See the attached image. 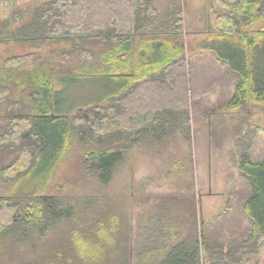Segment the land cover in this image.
<instances>
[{"label":"trees","instance_id":"trees-1","mask_svg":"<svg viewBox=\"0 0 264 264\" xmlns=\"http://www.w3.org/2000/svg\"><path fill=\"white\" fill-rule=\"evenodd\" d=\"M13 1L0 0V4ZM209 3L210 9L219 7L222 11L216 16L215 28L207 30L202 47L217 52L229 65L228 73L239 78L233 94L228 91L224 107L235 111L253 103L264 108V0ZM173 4L164 16L154 0H41L28 21L10 29L12 41L44 43L65 38L103 43L107 48L99 67L85 75L102 80L103 87L92 99L96 105L82 114L80 108L71 116L53 113L52 70L33 76L29 113L21 102H11L3 113L2 105L13 93L8 75L34 62L39 54L8 57L3 66L0 64V149L16 153L2 167L4 177L18 181L34 174L37 186L44 185L68 152L76 132L84 145V166L107 184L134 144L163 141L169 130L167 113L174 115L172 125L182 123V110L188 111L191 104L194 109L198 100L185 75L183 10ZM22 16L21 11H15L7 20L0 18V35ZM260 22L261 27L255 29ZM65 33L70 36L64 37ZM137 35L139 51L133 64ZM80 53L83 60L94 58L91 51ZM170 73L177 77L181 90L176 100H168L163 92L173 91L168 82ZM183 75L186 84L181 81ZM145 86L148 92L142 94ZM111 98L116 102L103 106ZM168 101L175 102V112L168 111L164 104ZM77 121L82 126L77 125L76 131ZM242 126L237 133L242 149L234 190L237 198L231 200L223 215L201 223L194 193L163 195L155 203L160 210L149 212L159 220L150 218L152 225L148 220L135 229L130 216L115 210L118 207L87 209L76 206L74 199L51 195H0V239H12L7 247L15 264H201L203 255L211 260L213 254L220 255L217 264H231L248 259L239 252L256 256L264 251V147L260 148L264 128ZM40 164L41 170L35 173ZM178 199L184 202L180 209L185 211L176 215L171 206ZM54 231H63L65 239L41 246L43 237ZM25 239L31 243L30 251L12 250Z\"/></svg>","mask_w":264,"mask_h":264},{"label":"rangeland","instance_id":"rangeland-1","mask_svg":"<svg viewBox=\"0 0 264 264\" xmlns=\"http://www.w3.org/2000/svg\"><path fill=\"white\" fill-rule=\"evenodd\" d=\"M40 1L15 0L0 4V18L4 20H7L15 11H21L23 14L21 19L10 23V27L7 26L3 29L5 34L0 35V64L3 66L8 57L27 53L39 54L34 62L26 63L8 75V77L10 76L9 85L13 93L11 96L8 95L7 101L3 103L2 112L7 113V106L11 102L16 104L21 102L25 113H29L32 104L33 76L39 73L45 74L49 70L53 72L52 102L55 115L63 113L71 116L77 114L80 108H83L81 114L85 110H92L96 105L92 99L99 94L98 88L103 87V84L102 80L97 81L98 76L91 74L87 77L85 75L91 69L99 67L101 54L107 45L65 38L44 43L20 42L10 39V34H8L10 29H16L28 21L34 6ZM177 1L183 10L185 29L191 30L186 35L188 40L194 38L192 34H197L195 37L198 39L204 38L208 29L215 28V19L219 10L215 8L211 11L209 0L205 1L203 17L206 16L207 12L211 17L207 23L205 22L202 26L196 25L195 28H192L190 21L196 18L199 24V10L201 8L196 6L200 5L202 0ZM166 2L167 0H157L160 12L168 10ZM261 25L262 22L256 24L255 29ZM65 36L69 37L70 34L65 33ZM81 50L91 51L94 58L92 56V59H81ZM175 72L177 74V71ZM230 79L231 74L224 73V81L227 82V85L216 89L218 90L216 91L218 104L223 100L225 101L228 91L231 89ZM181 81L186 84L184 75ZM199 81L200 78L198 77V84ZM168 82L172 87V93L165 91L166 89L164 91L162 89V91L168 96V100L170 98L176 100L181 96V90L176 85L177 77L171 76L170 73ZM201 82L206 83V80ZM147 87L142 88L140 92L142 94L144 90L148 92ZM212 89L215 88L212 87ZM115 100L116 98L107 99L103 102V106L111 105L116 102ZM197 100L195 107L198 109L195 107L193 109L191 104L188 111L182 110V123L179 125H172L174 115L167 113L165 121L168 122L169 130L162 142L151 140L150 144H146V142L134 144L132 148L128 149L124 162L114 171L112 180L107 184L101 183L96 173L90 172L84 166V145L80 142L76 132L72 134L68 152L57 164L47 183L40 186H37L36 178H33L34 174L18 181L4 177L2 167L8 164L16 156V153L0 149V195H51L74 199L76 206H83L82 208L87 209H97L98 207L106 209L105 206L113 207V209L118 207L115 210L130 216L129 220L135 229H137V225L150 221V218H153V221L159 220V216H151L149 212L154 214L160 210L155 203L162 200L161 196L163 195L169 196L179 193L180 196H189L194 193L199 208L198 220L201 223L223 215L225 209L232 203L231 200L237 198L234 194L240 174L237 161L242 150L237 137L238 128L242 126V123L245 127L248 124H256L264 128V109L244 108L240 111H227L226 107L215 105L216 103L213 101L215 98ZM159 104L157 101L156 107H159ZM164 104L168 106V111L173 110L175 112L177 107L175 102L171 101ZM155 105L153 104V106ZM14 107L20 108V105ZM77 125L82 126L81 121L75 122L76 131L78 130ZM262 136L260 148L264 147V133ZM41 167L40 164L37 167L39 169H34V172L39 173ZM40 180L41 177L39 176ZM174 198L176 199V197ZM178 200L179 202L175 201V206H171L173 214L176 215L183 214L185 211L180 209L183 208L184 202ZM175 210L177 211L175 212ZM230 214L232 216V211ZM62 228L66 230L65 225ZM55 233L57 234L53 240L52 237ZM225 234L230 235V232L226 231ZM155 235H159V233H155ZM43 238L44 241L42 240L40 245L42 246L46 242V247H49L56 239L63 241L65 236L63 231H54V233L51 232ZM230 238L232 237L230 236ZM11 240L10 237L0 239V264H15L11 260L9 246L7 247ZM19 242L11 247L12 250L19 252L31 250L29 240L25 239ZM239 253L248 259L240 262L234 261L231 264H264V251L256 256L250 255L249 252L246 255ZM212 256L211 260L217 264L220 255L213 254ZM208 257L203 255L201 264H213Z\"/></svg>","mask_w":264,"mask_h":264},{"label":"crops","instance_id":"crops-1","mask_svg":"<svg viewBox=\"0 0 264 264\" xmlns=\"http://www.w3.org/2000/svg\"><path fill=\"white\" fill-rule=\"evenodd\" d=\"M205 1L206 0H202L200 5L196 6L197 8L198 7L201 8L199 10L200 11L199 12L200 21L198 24V21L196 18L192 19L190 21L192 28H195L196 25L202 26V24H204L205 22L207 23L209 21V18L211 17L210 15H208V12H207L206 16L203 17V11L205 9L204 8L205 7L204 6ZM173 3H177L179 6H181L179 1H177V0H167L166 5H167L168 10L166 12L161 11L162 12L161 13L160 8L158 7L157 0H154V4H155L156 8L158 9L159 14L164 15V16L168 15V13L171 11L172 6L174 5ZM206 7H208V6L206 5ZM216 8H217V10H219V12L217 13V15H218L222 10H221V8H218V7H216ZM214 9L215 8H211L210 10L213 11ZM196 11L198 12V10H196ZM183 18H184V16H183ZM166 20H167V18H166ZM184 25H185V21L183 20V30H184L183 40H184V47H185L184 48V69H185V75L187 76V80L189 81V85L190 86L192 85L194 87V90H195L194 93L196 95L194 98L196 100L197 99H203V98H209V99L215 98V100H213L214 103H216L215 105H217L219 107L224 106V103H225L224 100L221 101L219 104L216 102L218 100V93H216V91H218V90H216V89H217V87L222 88L225 85H227V82L224 81V73H228L229 65L227 64V62L223 58H221L218 55L217 52H215V54H214L212 50L205 49L202 47L203 40L205 37L208 36L209 33H207L204 38H199V39L195 37V35H197V34H192V35H194V38L191 40H188L186 35H187V33H190L189 31H191V30L185 29ZM143 29H145V26L143 27ZM139 38H140V36L137 35L136 43H135V49L133 50V53H132L133 54V56H132L133 64H136L137 58H138V51H139L138 48H139V40H140ZM198 77L200 78L199 84L197 82ZM202 80H206V83L201 82ZM230 81H231V94H233V92L236 90V88L238 86L239 78H238V76L235 75V73H233V74L231 73ZM212 87H214L215 89L213 90ZM155 90H156L155 91L156 93H159V90L157 88ZM190 91H192V90L190 89ZM220 91L222 92L223 90H220ZM146 92H145V90L143 91V93H146ZM189 94H190V100H193L192 92H189ZM244 108H250V109L253 108L256 110V109L263 108V107L255 105L253 103H248L244 107L238 108L235 110L240 111Z\"/></svg>","mask_w":264,"mask_h":264}]
</instances>
